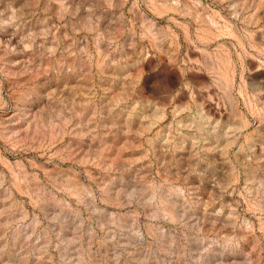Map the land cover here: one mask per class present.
Segmentation results:
<instances>
[{
    "label": "rangeland",
    "instance_id": "obj_1",
    "mask_svg": "<svg viewBox=\"0 0 264 264\" xmlns=\"http://www.w3.org/2000/svg\"><path fill=\"white\" fill-rule=\"evenodd\" d=\"M0 264H264V0H0Z\"/></svg>",
    "mask_w": 264,
    "mask_h": 264
}]
</instances>
